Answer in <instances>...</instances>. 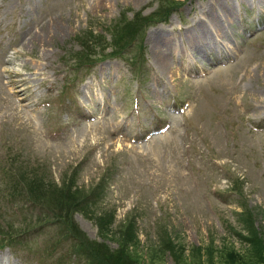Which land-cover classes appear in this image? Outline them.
<instances>
[{"label":"rangeland","instance_id":"obj_1","mask_svg":"<svg viewBox=\"0 0 264 264\" xmlns=\"http://www.w3.org/2000/svg\"><path fill=\"white\" fill-rule=\"evenodd\" d=\"M171 1L166 22L109 58L121 15L164 0H0V223L28 229L0 264H112L125 232L140 264L258 254L247 241L249 226L264 239V0ZM210 13L227 20L220 32ZM198 19L207 52L186 39ZM20 185L64 231L36 226L47 209L11 195Z\"/></svg>","mask_w":264,"mask_h":264},{"label":"trees","instance_id":"obj_2","mask_svg":"<svg viewBox=\"0 0 264 264\" xmlns=\"http://www.w3.org/2000/svg\"><path fill=\"white\" fill-rule=\"evenodd\" d=\"M175 5H178V3L171 1V0H164V3L158 4L157 11L153 14L151 13L148 16H142V14L140 12H137V13L132 14V16L126 20L123 17L124 15H121V17L117 20L116 24H113L110 27V29L108 30V32L110 34L109 43H111L110 44L111 52L107 53L106 57L108 56L109 58H112V56L117 55L119 50H123V49L127 48L129 45H131L133 42L137 41L138 39H141V37L145 31L144 29L148 28L149 25L153 24V22L161 20L160 18H162L163 22H166V19H168L167 17L170 16V13H172L176 10L175 8H177V7H175ZM97 45H99V44H97ZM83 50H84V53H87L89 48L84 47ZM100 58H102V57H100ZM100 58L96 57V58H93V60H94V62H96V61L99 62L100 60H97V59H100ZM80 59L81 58H78L76 62L85 64L86 60H80ZM87 64H92V62L87 61ZM20 186H15V190H14V188H11L12 189L11 195H13L15 193L19 194L22 191L23 192V198L25 200L21 201V202H23L24 205H25L26 201H28L30 204L33 205V207H36L38 209H47V208H43L42 204L35 202L33 199H31V197L30 198L27 197L25 192H24V188L22 187V185H20ZM40 193L43 194V192H40ZM11 195L8 196L9 199H13V197ZM18 197H22V196H18ZM9 204H12V201H10ZM48 210L49 209H47L46 212L40 211L38 213V215H33V218L37 222L36 226H38L39 224H43L41 222H44V220H45L46 223L51 222L52 224H56L57 230L58 229L63 230L61 225H59V222H60L59 220L61 218L59 219L58 217L53 216L52 214H50V211L48 213ZM50 215H52V218H50ZM39 216L41 218H39ZM63 222L67 226L64 219H63ZM25 223H26L25 225L28 224V222H25ZM2 224L8 226L6 228L8 230H6V229H3L6 231L0 230V249L2 247H10L12 242L14 240H16L18 236H20L22 233H24L25 231L28 230L27 226L20 228V229H15L7 221L4 222L1 219L0 226ZM64 224L62 223L63 227L66 229ZM67 228L70 229V231H72L71 226L68 225ZM70 231H69V237L66 235V233H64L65 236L63 238H67V237L72 238L73 234ZM249 232H251V235H250L251 237L247 241L248 246H249V247H247L248 252L252 251V252H255L256 254L258 253L256 255V257L254 258V260H252L251 258L246 256L245 258H240L239 261L229 263L227 261V258L229 257V255L227 256V255H222L221 253H219L220 257H219L218 262L220 260H222L224 262L218 263V264H264V239H261V237L258 236L257 232L253 231V229H251L250 226H249ZM124 234H126V235H124L123 238H121L122 240H120L119 243H117L116 250H114L112 252H108L109 258H111L113 261L112 264H140V260H139V262H137L135 259H132L131 257L127 256V254H126V249H127L126 243L127 242L126 241H127V239L129 240V234H127L126 232ZM89 247H90L89 245H86L87 250H90ZM101 247L98 246V248H100L102 252H105L104 251L105 248L102 247L103 248L102 249ZM71 250L73 251L72 252L73 254H78V252H80V250H81V245L78 242H74V243H72ZM73 254H72V256H73ZM246 258H248V259H246ZM208 259L210 260V262L206 261V263L212 264V262H211L212 258H208ZM128 260H129V263H128ZM176 264H179V261H177Z\"/></svg>","mask_w":264,"mask_h":264},{"label":"bare ground","instance_id":"obj_3","mask_svg":"<svg viewBox=\"0 0 264 264\" xmlns=\"http://www.w3.org/2000/svg\"><path fill=\"white\" fill-rule=\"evenodd\" d=\"M220 0H216V2H219ZM216 2L215 3H213L214 5H217L216 4ZM214 5H213V7H214ZM224 10H223V12H225V15H226V18H227V20L228 19H230V11H229V9L227 8V6H224ZM214 12V11H213ZM201 16H203L204 17V15L202 14ZM210 16H211V18H210ZM210 16L208 15V17L210 18L209 19V23H211V26H210V28L209 27H206V25H203L202 27H201V24H200V20L198 19V21H197V24H193V26H192V29L189 31V33H187V38L186 39H188V43H189V45L192 47V48H194L195 49V47H198V50L200 49V50H202L203 52H207V48L206 47H199V42L201 41V42H203L204 41V39H205V37H207L208 39L209 38H211V36L207 33V29L209 28V29H215V30H217V28L219 29L220 28V26L221 27H223L222 25H223V22L224 21H227L226 19L224 20L222 17H220L219 19L216 17V16H213L212 15V13H210ZM228 16V17H227ZM204 18H206V17H204ZM218 19V20H217ZM57 28V29H56ZM50 29H52V30H54V29H56L55 30V32H59L61 29H60V26L59 25H56L55 23H52V25L50 26ZM218 31V30H217ZM188 32V31H187ZM218 32H220V31H218ZM205 35V36H204ZM226 35V34H225ZM44 39H45V37L44 38H41V41L43 42L44 41ZM156 44V43H155ZM160 47H162V52H161V56H160V58L157 60V62H159V64L160 65H162V64H164L165 65V58L164 57H166L167 56V53H169L170 51H169V47H168V44L166 43V42H163L162 44H161V46ZM204 48V49H203ZM156 51V50H155ZM159 53V52H158Z\"/></svg>","mask_w":264,"mask_h":264}]
</instances>
